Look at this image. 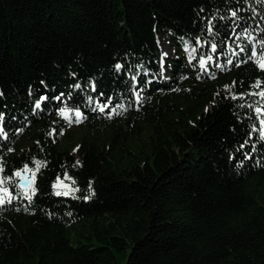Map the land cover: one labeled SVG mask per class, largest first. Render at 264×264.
Masks as SVG:
<instances>
[{"label": "trees", "instance_id": "obj_1", "mask_svg": "<svg viewBox=\"0 0 264 264\" xmlns=\"http://www.w3.org/2000/svg\"><path fill=\"white\" fill-rule=\"evenodd\" d=\"M262 63L264 0H0V264H264Z\"/></svg>", "mask_w": 264, "mask_h": 264}, {"label": "rangeland", "instance_id": "obj_2", "mask_svg": "<svg viewBox=\"0 0 264 264\" xmlns=\"http://www.w3.org/2000/svg\"><path fill=\"white\" fill-rule=\"evenodd\" d=\"M167 45H168V43H167V41H165V48H164L165 51L169 50V47ZM81 133H82L81 128L70 127L69 133L67 135L63 136V138H62V144L63 145H70L71 143H76L78 140V137L81 135ZM31 178H32V182H33V180H34L33 173L31 175ZM59 184L62 185L61 183H59Z\"/></svg>", "mask_w": 264, "mask_h": 264}, {"label": "water", "instance_id": "obj_3", "mask_svg": "<svg viewBox=\"0 0 264 264\" xmlns=\"http://www.w3.org/2000/svg\"><path fill=\"white\" fill-rule=\"evenodd\" d=\"M31 173L22 170L20 175L18 176L17 186L20 190L28 189L32 184Z\"/></svg>", "mask_w": 264, "mask_h": 264}, {"label": "snow or ice", "instance_id": "obj_4", "mask_svg": "<svg viewBox=\"0 0 264 264\" xmlns=\"http://www.w3.org/2000/svg\"><path fill=\"white\" fill-rule=\"evenodd\" d=\"M213 47H215V46H213ZM201 64L203 65V61H201ZM116 67L119 68L120 65H117ZM260 67H261L262 69H264V63H262V64L260 65ZM258 83H259V82H258ZM41 99H43V97H42ZM57 99H59V97H57ZM37 107H39V103H37ZM64 111H65L64 109H61V112H62V113H63ZM101 111H103V108H101ZM80 115H81V114H80L79 112H76V116H77V117H79ZM261 124H264V121H261ZM261 135H262V137H264V131L261 132ZM17 175H19V173H17ZM57 195H61V193L57 192ZM64 195H67V193H64ZM4 203H5V200L2 199V198H0V204H4Z\"/></svg>", "mask_w": 264, "mask_h": 264}]
</instances>
